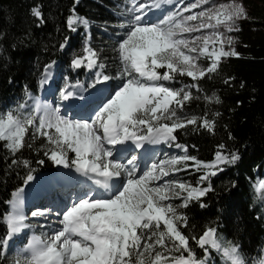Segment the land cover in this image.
<instances>
[{
  "label": "snow or ice",
  "instance_id": "1",
  "mask_svg": "<svg viewBox=\"0 0 264 264\" xmlns=\"http://www.w3.org/2000/svg\"><path fill=\"white\" fill-rule=\"evenodd\" d=\"M184 3L185 0H175V3L174 0H131V7L127 9L131 19L119 25L127 31L118 48L114 49L121 65L115 76L105 74V64L98 62V53L87 44L84 48L86 55L72 60L74 69L82 66L88 70L99 69L90 87L111 80L123 84L114 95L109 89L98 90L91 103L86 102L83 106L92 107L94 112L88 119H70L61 115L59 109H52L39 100L35 102L34 109L41 113L39 117L30 114L21 118L18 110L0 113V141L5 142L4 147L13 155L24 147L33 146L26 139L32 129V140L38 136L46 138L42 146L44 155L54 164L66 169L75 168L81 176L108 193L78 197L63 211L59 221L62 228L53 230L50 235L47 232L32 235L9 264H170L167 253H180L179 256H171V264H205L197 260L189 238L180 230L181 226L187 227V217L179 214L173 204L161 202L180 198L186 192L179 206L186 208L190 201H199L211 191V186L192 187L171 179L159 186H150L152 181L168 177L170 172L181 171L174 166L195 160L187 154L184 145L175 143L177 137L174 134L177 129L197 123L195 117L185 121L178 115V109L192 98L185 90L189 86L174 89L164 82L173 81L177 76L191 77L198 82L206 74L216 72L222 58L238 56L231 48L233 37L227 33L239 31L237 22L246 19L247 13L235 0L219 5L213 0H195L181 7ZM210 3L212 6L202 7ZM163 4H174L175 10L153 23L149 13L160 9ZM197 8L202 10L192 12ZM32 12L36 17L41 16L37 8H33ZM67 22L73 31V25L81 24L87 28L89 24L87 19L71 15ZM203 29L213 31L209 35L192 36L190 39L184 35ZM201 58L209 60L210 64L201 66L198 63ZM50 67L46 66V70ZM159 69L166 70L161 73ZM46 82V79L41 81ZM190 86L196 87L197 84ZM75 95L67 85L61 90L63 100ZM108 96L111 98L108 99ZM215 102H219L218 98ZM25 107V104L19 105V108ZM36 119L39 120L38 125ZM200 126L211 129L214 124L205 119ZM146 143H167L185 154L161 160L142 175L137 174L136 156H132L127 165L119 162V153L131 151V145L139 149ZM224 147L220 145L221 149ZM216 155V164L235 163L239 158L235 154L230 159L219 152ZM12 163L21 161L13 160ZM22 163L29 168L24 180L28 184L33 180L31 162L23 160ZM38 163L43 164L44 161ZM213 175H216L215 171L205 172L198 183L203 184ZM260 187L264 188V181ZM23 191L20 188L13 193L14 200L10 202L12 211L3 217L7 234L0 239V248L6 249L14 237L32 227L26 223L27 218L21 210ZM200 206L206 205L201 203ZM49 211L37 209L31 215L45 216ZM161 223L164 230H161ZM216 231V228L208 227L198 239L194 236L191 239L205 251L209 247L220 250L222 246L218 243ZM157 245L163 251L157 250ZM222 251L230 264H245L235 247H224ZM5 259L6 252L0 250V262Z\"/></svg>",
  "mask_w": 264,
  "mask_h": 264
},
{
  "label": "trees",
  "instance_id": "2",
  "mask_svg": "<svg viewBox=\"0 0 264 264\" xmlns=\"http://www.w3.org/2000/svg\"><path fill=\"white\" fill-rule=\"evenodd\" d=\"M119 6L115 0H0V111L18 110L21 118L29 116L30 99L36 94L43 68L54 61L62 63L64 58L67 67L81 56L82 45L67 30L70 15L97 22L90 32L89 47L98 53V62L105 64V74L115 76L118 54L114 49L119 39L111 29ZM33 8L41 12L40 17L33 15ZM251 18L235 35L238 46L233 50L239 55L222 58L216 72L196 82V90L190 91L192 98L180 109L186 119L206 118L214 127L207 132L186 126L174 133L176 143L195 157L181 165H194V170L208 173L220 169L203 186L210 185L211 191L177 211L187 217V227L180 230L189 238L195 257L201 260L206 252L211 264H230L223 256L224 247H235L245 264H260L264 249V188L260 187L264 179V22ZM64 42L67 46L60 51ZM21 104L26 107L19 108ZM26 139L33 146L15 155L0 141V239L7 233L2 222L6 203L29 173L22 161L31 162L32 175L51 169L41 157V139L32 140L28 133ZM218 148L222 156L239 158L235 163L216 164ZM13 160L21 163L13 164ZM40 160L44 163L39 164ZM208 227L216 228L220 250L209 247L205 251L191 239H198ZM172 255L180 253L166 254L170 264ZM13 259L8 251L0 264Z\"/></svg>",
  "mask_w": 264,
  "mask_h": 264
},
{
  "label": "rangeland",
  "instance_id": "3",
  "mask_svg": "<svg viewBox=\"0 0 264 264\" xmlns=\"http://www.w3.org/2000/svg\"><path fill=\"white\" fill-rule=\"evenodd\" d=\"M115 2H118L120 6L117 9V15H118L117 22L114 23V25L112 26L111 32H114L116 35H117V33H119V35H117V37H118L119 42H120L124 38V34L127 31V29H122V28L119 27V25L121 23H126L129 19H131V14L127 11V9L129 8V0H115ZM193 2H195V0H185L184 5H181V7H185L188 4H191ZM213 2L215 4H217V5H219V4L231 3L232 0H213ZM235 2L240 4L246 10V13H247V18L246 19H241V20H239L237 22L238 26H239V31H240V29L242 28L243 25L245 26V22L246 21L252 20L251 17H255V22H256V20L264 22V0H235ZM174 3H175V0H174ZM210 6H212L211 3L209 5L202 6V7H210ZM173 8L174 9L172 11L175 10V7H173ZM201 10H202V8L192 9V12H199ZM184 14L188 15V14H191V13H184ZM88 22H89V24H88L87 28H85L81 24H77V26L73 25V27H75V31H73L72 27H69V25L67 26V30L70 31V36L73 38V40L74 41H78L79 44L82 45V50H81L82 56H80V57H84L86 55V53L84 52V48H85L86 44L89 47V44L91 42L90 32H91L92 29L97 27V22L91 21V20H88ZM156 22H158V21H156ZM247 27H250V26L247 25ZM212 31H213L212 29H203V30H201V32L192 33V34H184V35H185V37L190 39L192 36L209 35V34H211ZM220 31H223V29H220ZM239 31H235V32H232V33H227V35L232 36L233 40H234V43L231 46L232 49L234 47L238 46V42H237V39H236L235 35ZM201 44H202V41H201ZM62 45H64V47H60V51H63L66 48L67 42H64ZM217 47H218V45H217ZM117 48H118V46H117ZM211 49H212V45L210 43L209 44V50H211ZM226 49H227V46H226ZM64 62L66 63V58H64L62 63L54 62L52 64L53 67H51V69L49 68L50 70L55 68V73L52 75V81H54V83H56L58 81L61 83V84H58V83L55 84L56 85V96L55 97H56V101L57 102L54 101V103H53L52 100H50L49 102H40L41 104H46V105L50 106L52 109H59V111L63 110L61 108L62 106L59 103V99L62 100L61 99V90L64 89L65 86L67 85L66 84V80L67 79H71V82L73 84L72 86L75 85V86L79 87V85L84 84V83H87L88 85H92L93 82L96 80L95 72L99 71V69H95L93 72H91L90 70H88L87 68H85L83 66L81 68H79V69H74L72 67V63L70 65H68L67 67H65ZM198 63L201 66H203V67H207L210 64V61L201 58L200 61H198ZM120 67H121V65H120V61H119V58H118V61L116 63V70L118 71V69ZM49 69L47 68V70L46 69L42 70L41 75H40L39 86L37 87V90H36V92H37L36 95L37 96H36L35 99L30 101V104H29L30 114L34 115L35 117H39V115L41 114V113H38V112L34 111L35 102L38 100V98H39L38 96H40L41 92L42 91L44 92L45 87H48V84L45 86V83H41V81L45 79V76H47L48 79H49V76L51 75V72H50ZM165 70L166 69H159L158 71H161V73H162ZM107 71H110V69L107 68ZM196 82L197 81H193L191 77H187V76L180 77V76H177V78L175 80L169 81V82H164V83L168 87L174 88V89H180V88L185 87V85H188L189 87H187L185 90L190 93V91H195L196 90V87H191L190 86V85H192V84H194ZM109 84L112 85L113 93H115V91H117L119 89V87L123 86L122 82L118 81V80H111V81H109ZM67 86H68V90H71L72 86H69V85H67ZM96 86H97V84H95V87ZM0 113H4V112L0 111ZM65 114H67L66 111L64 112V116H66ZM178 115L180 116V118L182 120H185V121L187 120L185 118V114L180 112V109H178ZM24 117H26V116H24ZM66 117H68V116H66ZM205 119L206 118H201V119L197 120L196 124L187 125V126H190V127L191 126L192 127L197 126L199 129H202L203 131L209 132L211 129H206V128L200 126ZM76 120H78V119H76ZM35 123L38 125L39 124V120L36 119ZM177 130H179V129H177ZM32 132H33L32 129H30L29 132H28V135L30 137L32 136ZM37 138L41 139V141L43 142V145L46 143V138L45 137H39L38 136ZM175 143H176V141H175ZM152 147H155V145H153ZM164 149H162L161 153L158 154L154 158L155 159V163L154 164H159L161 156L164 157L163 160H167V159H169V158H171L173 156H182V155L185 154L184 151H182L181 149H178L175 146H170L169 144H166V147H164ZM220 150L221 149L218 148L217 152H219ZM70 155L74 156V153H70ZM215 156H217V155H215ZM41 157L45 158L48 161V163H49V165H50V167L52 168L53 171L57 170L58 165L54 164L47 156L44 155V153L41 155ZM131 157L132 156H131L130 153L127 154L125 156V158L122 159V162H120V163H122L124 165H127L128 162H125V161L127 159L128 160L131 159ZM152 165H153V163L151 164V166ZM146 167H147V165H142V167L141 166L138 167V164H137V174L138 175H142L143 172L147 171ZM174 167L180 168L181 171H179V172H170V175L168 177H162L161 180L152 181L150 183V186H159L165 180L171 179V180H174V181H177V182H183V183H185L187 185H190L192 187H203V186H206L209 183L211 178L216 177L219 174V172H220V169L216 170L215 171L216 175L210 176L208 180L203 182V184H199L198 182L200 181V177L203 176L206 171L194 170L195 169L194 165H185V164L181 165V164H179V165H176ZM72 169H75V168H72ZM60 173H61V169H60V172H55L56 175H58V174L60 175ZM39 175H36V176H39ZM117 179H119V178H117ZM263 181H264V179H263ZM186 195H187V193L185 192V193H183V195L180 198H173V199H171L169 201H163L161 203L162 204L171 203V204H173L174 206L177 207V211H178L179 209L182 208V207H179V206L183 203V196H186ZM70 204H71V202H70ZM35 209H37L36 205H35ZM44 210H47V208H44ZM48 213L51 214L52 210H51V212H48ZM44 218L45 217H43V216H38V217H36V219L30 220L27 223L30 224L32 227H30L29 229H25L23 232H25L27 230L30 231V232H37L39 234H41L42 232H47L50 235L53 230L62 228V225L59 222L61 219L59 217H57V216L51 217V215H50V218H52V220L54 222H51V223H49L47 225L45 223L46 220ZM55 227H58V228H55ZM161 230H164L162 223H161ZM21 242H24L23 238H19V239L15 240L13 244L11 242L10 246L7 249V251L8 250L11 251V257L15 258L17 256V253H18L19 250L16 249V247ZM142 242H144V241H142ZM168 245H169V247L171 246V242L170 241L168 242ZM156 248H157V250L163 251L162 249H160L159 245H157ZM201 260L204 261V262L206 260H208L209 264H210L211 258H209L207 254L203 253V257H202ZM262 261H264V249L261 252L260 264H261Z\"/></svg>",
  "mask_w": 264,
  "mask_h": 264
},
{
  "label": "bare ground",
  "instance_id": "4",
  "mask_svg": "<svg viewBox=\"0 0 264 264\" xmlns=\"http://www.w3.org/2000/svg\"><path fill=\"white\" fill-rule=\"evenodd\" d=\"M140 2H145V0H140ZM129 7H131V0H129ZM173 7H174V4L172 5L168 4L167 6H161V8L156 11L152 10V12L149 13V16L152 22L154 23L158 21V19H162L164 16V12L166 10L172 11L174 9ZM51 67L53 66L51 65ZM51 71L52 70H50V72ZM90 71L93 72L94 70H90ZM45 79L47 81L45 85L48 84L50 85V87L49 88L45 87L44 92L43 91L41 92L39 96L40 102H49L50 100H52V102L54 103V101H56V97H55L56 96V85L55 84L57 83L61 84V83L59 81L54 83V81H52L50 76H49V79L47 76H45ZM79 86L84 88L83 89L84 96L82 97V99H79L80 96H76V98L71 97L68 100H63L62 98H61L62 100L59 99V103L62 106L61 108L63 109V110H60V114L64 116V112L66 111L67 114L65 115L68 116V118L73 119V120L74 119L75 120L76 119H88L90 116L94 115L92 107L85 108L83 106L86 104V102L91 103V100L95 98L98 90L109 89L112 95L115 94L113 93V90H112L113 88H112V85L110 84L106 85L102 83H97L96 87H90V85H88L87 83H84ZM77 87H74L71 90ZM73 98L75 99L73 100ZM110 98L111 97L108 96V99ZM104 102H107V101H104ZM100 106H102V104ZM49 131H54V130H49ZM166 144L167 143L154 144L155 147H152L153 145H149L148 143H146L142 148H140V152H139L140 158L136 159V164H138V167L139 166L142 167V165H147L146 168L147 170H149L151 168V164L155 163L154 158L158 154L161 153L162 149L166 147ZM116 147H122V146H116ZM131 149H132L131 151H123L119 153V162H122V159L125 158L124 156L127 153L134 151V148L132 147V145H131ZM135 153L136 152L134 151V155ZM163 159L164 157L161 156L160 161ZM125 162H128V159ZM60 169H61L60 175L59 174L56 175L55 172H60ZM35 176L33 177L32 181H30L28 184H26L23 187L24 191L21 194L26 193L28 189H31V186H35V185L39 186L37 190H39L40 192L38 193V196L34 202V204L36 205V208L40 210H44V208L52 210L51 214L46 212L45 216H43L45 217L44 219L46 220L45 221L46 225L51 222H54L52 218H50V215L51 217L57 216L60 219H62L63 211H66L68 206H71L72 203L76 202L78 197H85V194H88V195L95 194L98 196L104 195V193L101 191L103 190V188H100L99 186L95 185L94 182L88 180L86 177L81 176V174L76 172L75 169L73 170L66 169L62 165H58L57 170H54L53 173L47 176H44V177L42 175H39L36 177ZM52 191H54L55 193H59L60 194L59 198L54 197V193H52ZM13 200H14V197L12 195V198L10 199V201L12 202ZM37 209H34L33 211H36ZM27 214L28 213H26L25 216H27ZM55 228H58V227H55ZM34 234L40 235L37 232H34Z\"/></svg>",
  "mask_w": 264,
  "mask_h": 264
}]
</instances>
